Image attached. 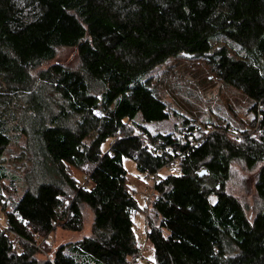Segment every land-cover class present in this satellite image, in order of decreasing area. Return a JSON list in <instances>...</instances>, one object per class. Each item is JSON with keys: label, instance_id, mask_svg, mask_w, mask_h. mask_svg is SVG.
I'll return each mask as SVG.
<instances>
[{"label": "trees", "instance_id": "16d2710c", "mask_svg": "<svg viewBox=\"0 0 264 264\" xmlns=\"http://www.w3.org/2000/svg\"><path fill=\"white\" fill-rule=\"evenodd\" d=\"M62 47L75 49L78 67H40ZM179 54L250 98L244 123L204 128L184 117L177 133L147 128L169 117L147 74ZM20 137L31 167L9 202L17 187L2 154ZM165 144L181 152L176 172L162 171L140 207L123 158L154 174L171 158ZM237 160L262 163L261 204L249 214L228 190ZM84 206L90 232L39 257L36 237L80 231ZM136 210L153 251L147 264H264V0H0V264H128L140 249Z\"/></svg>", "mask_w": 264, "mask_h": 264}, {"label": "rangeland", "instance_id": "374dc122", "mask_svg": "<svg viewBox=\"0 0 264 264\" xmlns=\"http://www.w3.org/2000/svg\"><path fill=\"white\" fill-rule=\"evenodd\" d=\"M52 62H62L70 67H78L80 60L74 48L62 47L56 51V56L43 63L45 67ZM151 88L153 93L166 105L169 113L167 119L145 122L152 132L177 133L181 129L184 117L192 119V123L205 126L211 123L229 121L235 124L244 123L246 108L250 104V98L230 84L219 80L208 67V64L198 57L187 54H179L169 57L165 62L156 65L150 70ZM146 76V77H147ZM99 112H95L97 115ZM202 127V128H203ZM249 126L247 125L246 128ZM198 134V132L196 131ZM109 140L103 144L107 147ZM25 140L20 137L17 142H11L3 151V164L9 177L15 180L16 193L20 196L27 184L24 179L25 170H29L31 162L23 152ZM261 162L249 165L244 161H233L229 164L231 177L228 181V190L236 194L238 199L247 207V212L252 213L261 203L256 195L255 180ZM123 166L127 171L128 185L137 189L135 198L140 207H144L141 193L145 189V178L136 169L135 163L128 157L123 158ZM77 180H82V173L74 169ZM8 178L4 179V185L8 184ZM84 224L80 231H69L60 226L45 236H37L36 240L42 251L39 257L43 258L55 249L59 244H70L90 232L92 224V212L89 207L83 208ZM134 230L138 242L144 246L142 254L133 264H147L151 261L153 251L141 233L145 230L144 214L141 210L134 212ZM4 223V216L0 211V224ZM67 248V247H66ZM65 252H69L67 249Z\"/></svg>", "mask_w": 264, "mask_h": 264}, {"label": "built area", "instance_id": "2783aa9c", "mask_svg": "<svg viewBox=\"0 0 264 264\" xmlns=\"http://www.w3.org/2000/svg\"><path fill=\"white\" fill-rule=\"evenodd\" d=\"M152 135V134H151ZM142 138L145 140V145L148 147V149L152 153H157L161 154L162 151L160 149H156L159 144L154 143L151 139V136L147 132H142L141 133ZM201 136H198V139H193L190 142V146H196L201 143ZM159 143H161V139H158ZM163 143V142H162ZM164 150L171 155V158L167 159L166 162L164 163V166L162 167L163 170L157 171L154 174H149V173H142V176L145 178V189L141 193L143 202H144V208L148 205L149 201L154 195V184L158 180L159 175L163 172L167 173H175L176 172V164L179 160V157L181 156V152L178 150L176 153L173 151V147L171 145H163ZM176 155V156H175ZM87 179V176H83V180L85 181ZM132 193L135 195L137 193L136 188H132ZM144 220H145V213H144ZM145 230L141 233V236L144 237L145 239ZM144 250V246L140 245V249L138 253L130 256L128 264H133L135 261L138 260L139 256L142 254Z\"/></svg>", "mask_w": 264, "mask_h": 264}, {"label": "water", "instance_id": "95a60500", "mask_svg": "<svg viewBox=\"0 0 264 264\" xmlns=\"http://www.w3.org/2000/svg\"><path fill=\"white\" fill-rule=\"evenodd\" d=\"M96 111H97V112H100V109H97ZM201 173H204V171H203V172H201Z\"/></svg>", "mask_w": 264, "mask_h": 264}, {"label": "snow or ice", "instance_id": "6c2138e0", "mask_svg": "<svg viewBox=\"0 0 264 264\" xmlns=\"http://www.w3.org/2000/svg\"><path fill=\"white\" fill-rule=\"evenodd\" d=\"M99 114V113H98Z\"/></svg>", "mask_w": 264, "mask_h": 264}]
</instances>
